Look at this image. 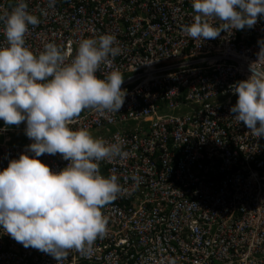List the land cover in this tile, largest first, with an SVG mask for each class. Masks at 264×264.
Here are the masks:
<instances>
[{
    "label": "built area",
    "instance_id": "1",
    "mask_svg": "<svg viewBox=\"0 0 264 264\" xmlns=\"http://www.w3.org/2000/svg\"><path fill=\"white\" fill-rule=\"evenodd\" d=\"M26 2L40 16L26 36L37 53L55 42L70 60L81 40L104 33L122 49L113 67L125 78L123 107L108 116L85 109L72 127L126 141L127 159L101 163L124 191L103 209L106 234L91 252L72 250L61 264H264V137L230 111L233 86L257 59L264 16L230 37L194 41L182 30L195 14L191 0ZM16 4L0 0V16ZM31 143L23 124L0 131V170ZM40 159L54 170L68 163L59 154ZM0 264L57 261L0 229Z\"/></svg>",
    "mask_w": 264,
    "mask_h": 264
},
{
    "label": "clouds",
    "instance_id": "2",
    "mask_svg": "<svg viewBox=\"0 0 264 264\" xmlns=\"http://www.w3.org/2000/svg\"><path fill=\"white\" fill-rule=\"evenodd\" d=\"M48 5L54 7L55 0ZM191 5L192 23L182 30L194 41L213 40L222 32L230 37L254 28L264 16V0H191ZM0 22L6 38L0 43V131L23 124L32 141L0 170V229L61 264L72 250L91 252L97 238L106 234L103 209L124 191L115 169L102 174L101 163L127 159L126 141L72 127L85 109L108 116L123 107L125 78L113 67L122 49L114 33H104L81 40L70 60L55 42L35 52L26 36L29 26L41 21L26 0H17ZM258 44L251 74L233 86L238 99L230 109L234 121L243 123L255 139L264 137V39ZM45 154H59L68 163L54 170L40 159ZM131 179L140 180L135 175Z\"/></svg>",
    "mask_w": 264,
    "mask_h": 264
}]
</instances>
